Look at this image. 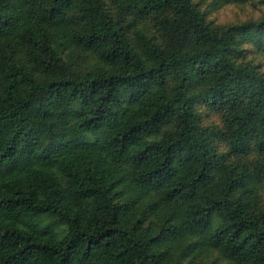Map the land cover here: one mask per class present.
I'll use <instances>...</instances> for the list:
<instances>
[{"label":"trees","instance_id":"16d2710c","mask_svg":"<svg viewBox=\"0 0 264 264\" xmlns=\"http://www.w3.org/2000/svg\"><path fill=\"white\" fill-rule=\"evenodd\" d=\"M110 2L115 17L102 0H0V264H174L186 238L264 264V76L234 59L264 19L219 28L192 0ZM125 15L159 36L129 38ZM198 101L224 129L197 124ZM251 148L253 168L227 163Z\"/></svg>","mask_w":264,"mask_h":264},{"label":"rangeland","instance_id":"374dc122","mask_svg":"<svg viewBox=\"0 0 264 264\" xmlns=\"http://www.w3.org/2000/svg\"><path fill=\"white\" fill-rule=\"evenodd\" d=\"M102 1L109 14L115 17L116 10L113 8L110 0ZM192 1L204 12L207 21L210 22L211 25L219 28L232 24L264 19V4L261 3L260 0H249L243 3H218L216 0ZM124 19L129 23L127 35L131 39L134 38V31H140L147 36H159V32L150 17L140 19L131 15H125ZM238 39L240 40V52L235 55V61L237 63L244 61L251 62L264 76V29L258 30L256 36L242 34L238 36ZM76 60L83 69L96 68L102 64L100 60L87 53L81 54L80 56L77 55ZM194 107L196 113L200 116L199 120H197V124L200 126H218L224 129L223 109H210L201 101L196 102ZM87 136L90 139L101 138V135ZM211 145L218 152L226 153L229 150L226 138H213L211 139ZM225 159L227 163H245L250 168H253L255 162L260 159V155L251 148L247 153L241 155L230 153ZM251 206L255 210L264 208V188L258 187L256 189V193L251 197ZM154 220L157 222L156 218H154ZM40 221L45 224L49 221V218L43 216ZM64 230L65 227L62 225L56 229L59 235L62 234ZM169 253H171L174 264H234L222 257L217 251L194 247V241L191 238L175 242Z\"/></svg>","mask_w":264,"mask_h":264}]
</instances>
